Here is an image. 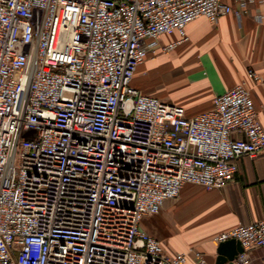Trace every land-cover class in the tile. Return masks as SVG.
<instances>
[{
  "label": "built area",
  "instance_id": "obj_1",
  "mask_svg": "<svg viewBox=\"0 0 264 264\" xmlns=\"http://www.w3.org/2000/svg\"><path fill=\"white\" fill-rule=\"evenodd\" d=\"M227 14L263 22L264 0H0V264L206 263L193 247L169 254L140 222L264 150L254 102L241 82L186 115L132 78L190 22ZM230 238L232 264H249L264 217L214 240Z\"/></svg>",
  "mask_w": 264,
  "mask_h": 264
},
{
  "label": "crops",
  "instance_id": "obj_2",
  "mask_svg": "<svg viewBox=\"0 0 264 264\" xmlns=\"http://www.w3.org/2000/svg\"><path fill=\"white\" fill-rule=\"evenodd\" d=\"M185 30L188 39L168 52H159L154 60L145 59L137 67L132 84L142 93L180 105L186 115H193L210 109L217 94L243 82L264 129V20L257 22L247 16L237 19L227 14L210 22L200 17ZM178 38L176 32L164 34L160 42ZM158 60L161 66L156 64ZM181 68L184 71L169 91L168 84L160 80L161 71ZM248 68H253L258 80L248 76ZM155 70L165 93L147 85ZM237 164L234 177L220 188L208 190L184 184L177 198L165 201L159 213L144 216L140 226L169 254L193 247L202 252L205 264H215L216 235L264 217V150L254 157L240 156ZM249 255V264H263L264 246L252 249ZM186 264H196V260L189 256Z\"/></svg>",
  "mask_w": 264,
  "mask_h": 264
},
{
  "label": "rangeland",
  "instance_id": "obj_3",
  "mask_svg": "<svg viewBox=\"0 0 264 264\" xmlns=\"http://www.w3.org/2000/svg\"><path fill=\"white\" fill-rule=\"evenodd\" d=\"M160 55V54H155V55H151L149 54L146 58V61H151V60H154L157 58V56ZM158 63H156L158 66H161L162 63L161 61H157ZM184 71L183 68L181 69H177V70H172V71H161V79L163 82H165L166 84H168V89L170 91V89L172 88V84L176 81H178L179 79V75L180 73ZM147 85L150 89L152 90H159L161 92H164L166 91V89L164 88V86L161 84V82H159V80H157V73H156V70L153 72V74L150 76V78H148V81H147ZM172 90V89H171ZM167 94V93H166ZM168 211L171 212V208H168ZM160 212V211H159ZM158 212V213H159ZM157 214V213H156ZM170 222V221H169ZM169 225H173V228H175V224L173 223H169Z\"/></svg>",
  "mask_w": 264,
  "mask_h": 264
},
{
  "label": "water",
  "instance_id": "obj_4",
  "mask_svg": "<svg viewBox=\"0 0 264 264\" xmlns=\"http://www.w3.org/2000/svg\"><path fill=\"white\" fill-rule=\"evenodd\" d=\"M241 251V246L234 238L218 242L215 264H232V259Z\"/></svg>",
  "mask_w": 264,
  "mask_h": 264
}]
</instances>
